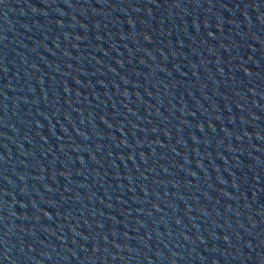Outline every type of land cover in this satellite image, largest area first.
I'll use <instances>...</instances> for the list:
<instances>
[{
	"label": "water",
	"instance_id": "obj_1",
	"mask_svg": "<svg viewBox=\"0 0 264 264\" xmlns=\"http://www.w3.org/2000/svg\"><path fill=\"white\" fill-rule=\"evenodd\" d=\"M0 264H264V0H0Z\"/></svg>",
	"mask_w": 264,
	"mask_h": 264
}]
</instances>
